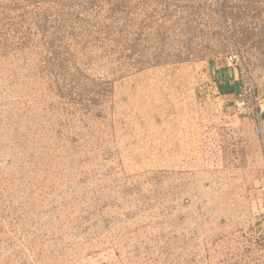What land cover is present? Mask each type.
Instances as JSON below:
<instances>
[{
  "label": "rangeland",
  "instance_id": "rangeland-1",
  "mask_svg": "<svg viewBox=\"0 0 264 264\" xmlns=\"http://www.w3.org/2000/svg\"><path fill=\"white\" fill-rule=\"evenodd\" d=\"M222 67L264 101V0H0V264H244Z\"/></svg>",
  "mask_w": 264,
  "mask_h": 264
},
{
  "label": "crops",
  "instance_id": "crops-1",
  "mask_svg": "<svg viewBox=\"0 0 264 264\" xmlns=\"http://www.w3.org/2000/svg\"><path fill=\"white\" fill-rule=\"evenodd\" d=\"M213 75L216 81L203 86L206 87V91L213 93V98L204 103L210 102L212 105L223 107L224 122L228 125L236 123L239 125L240 140H245V142L247 139L254 140L252 154L257 156L262 152V147L257 144L258 133L255 128L257 124L262 127L261 138L264 139V101H260L258 98L256 99V95L248 93L246 86L240 82V74L236 67L216 68ZM228 96L229 98H226ZM244 148L247 151L249 149V147ZM259 150L261 151L259 152ZM245 159L238 160L234 168L245 172L252 169L262 171L261 162L253 165L252 158L246 161ZM257 176L253 178L251 186L262 187V189L257 192L258 194L249 197L248 202L252 204V210L246 211L240 216V220L244 223V229L239 230L238 238L242 250L244 245V264H264V179L261 178V174ZM251 223L254 225H247ZM242 226L243 224H241Z\"/></svg>",
  "mask_w": 264,
  "mask_h": 264
}]
</instances>
